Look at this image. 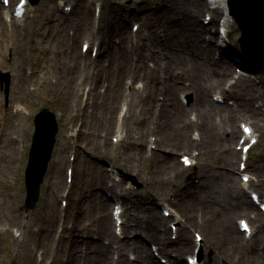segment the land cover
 <instances>
[{
  "label": "bare ground",
  "instance_id": "bare-ground-1",
  "mask_svg": "<svg viewBox=\"0 0 264 264\" xmlns=\"http://www.w3.org/2000/svg\"><path fill=\"white\" fill-rule=\"evenodd\" d=\"M150 1L143 0V3L146 4L144 6H147L149 10H153L154 6L161 4V7L168 9L178 17L180 16V19L175 28L170 26L173 22L171 21L172 19L166 21L167 24L165 23L166 25H164L168 31L164 35L156 27L159 26V22L161 21L153 15V12L149 11L143 14L142 19L152 17L157 20L145 26L143 37L138 43L133 45L126 41V37L128 36L126 32L122 31V28L115 29L112 20L105 17L104 2H102V5H99L101 7L102 27L105 30L103 36L102 34L99 36L98 40L100 43L108 38L106 44H110L111 48L113 38L117 35L120 36L119 40L115 43L117 46H113L115 74L111 85L109 82L105 84L106 80L101 75L102 65L99 67V64L95 63L97 71L90 72L87 71V68L91 65L88 58L80 64L77 52H72V49L68 46L70 37L69 31L66 28L61 29L60 26H57L55 31L49 35L50 38L55 39L54 49L57 56L54 61L52 59V66L45 71L42 84H49L50 89H53L57 93V96L63 100L62 114L67 116V120L70 121V125L66 128V131L73 130V127L78 123V134L75 136L76 140L74 142L86 141L91 147L100 146L102 138L108 139L111 132L112 134L117 133L115 128L124 97L123 83H125V79L128 77L132 80L143 79L146 82L144 87L146 93L140 97L142 111L138 115V118L133 117V121L143 123V126L137 133L138 136L127 133L129 140L132 138L133 142L143 144L145 141H150L152 135H155L152 141L155 147L153 149L154 152L158 150L167 151L169 150L168 146L171 145L174 148L171 151L184 150L188 153L190 152L191 157L198 164L201 163V160H206L208 155H218L221 156L224 166L227 164L226 167H232L234 170L240 171V167L236 166L242 151L239 152L235 148L227 147V144H232V140L244 137V131H241L239 127V123L242 120L246 122V126L254 130L252 137H257L256 133L258 132L264 134V89L260 91L256 90L255 94L251 93L252 91L238 92L236 85L242 83L235 81L227 85L228 77H226V74L223 71L220 74L218 73L219 60H217V56L212 49L216 45L211 44L216 41L218 36L212 35L211 27L201 24L200 18H204V15L208 13L211 15L212 24H215L217 21L219 22L221 19V27L228 28L232 26L233 20L226 7V0H210L209 2L207 0ZM210 4H214L216 8H212ZM25 8L26 11L23 17H25V14L29 10V3L25 5ZM142 8L143 5L140 4L139 7H135L133 14L128 13V15L139 17L140 15L137 11ZM214 10H219V12ZM13 13L14 9L10 13L6 12V19L7 16L14 17ZM15 18L19 20L17 22H21L19 17ZM127 18L125 14L121 13L122 21H125ZM51 21L52 18H48V22ZM11 26H13L12 22ZM17 27L19 28V25ZM43 27H47V22L43 24ZM176 27H179V29ZM74 28L77 29L78 33L82 32V27L76 25ZM86 31L94 36L100 32L93 29H86ZM14 33L15 31H8L6 25L0 21V47L2 51L0 53V67L9 69L12 74L9 108L4 109V102L0 97V158H7L9 165H14L18 161L19 147L17 145L23 146L24 137L28 132V128L24 124V116H27V107L23 104L33 95L31 85L34 80L32 71H28L30 63L29 57H26L28 41H21L18 35ZM105 34L107 36L104 37ZM104 48H106V45H103V49L100 51L101 55H105ZM6 49L11 50L13 54L14 62L9 65L5 63L7 54L5 55L4 51ZM167 50L171 54L167 58V65L163 66L164 54ZM17 59L20 60L18 64H16ZM149 61L153 62L155 67L149 66ZM222 61L225 60L221 59ZM176 63L184 65L186 72L172 66ZM185 77L187 79L182 89L186 91L192 90L196 93L195 101L189 108H186L182 104L181 99L177 98L175 94L177 89H181L180 83ZM79 79H81V83H78ZM188 82L189 85L187 84ZM84 85H89L86 100L80 108L73 109L71 101L73 98L79 96L80 91H82L81 95L84 93ZM102 85L106 86L107 90H110L108 95L102 94L99 90ZM211 92H214V94L220 93L225 100L237 97L239 94L248 100L244 99L241 103L237 104V107H232L226 102L224 104H217L210 99L209 94ZM160 96H163L162 103L163 108H165L162 113H167L166 108H169V112L173 114V118L162 119V114H160L161 118H159L156 107L157 99ZM254 102V106H251L250 104ZM189 112H194L197 120H202V123L195 122L193 125L195 120L192 122V120L188 121V119H185L184 122L192 125V127L196 128L195 130H202V135L199 138H195L191 134L188 137V134L185 133L175 139L170 138L168 133L172 130L176 120L184 118ZM216 112L220 116H224L225 120L218 123L216 119H212V114ZM132 113L133 110L129 112L128 119H130L129 117L132 116ZM156 128H159V132L155 131ZM150 131L153 134L149 133ZM101 132L105 133L104 137L101 136ZM105 144L109 146L108 141ZM194 150L197 151L195 158L192 155ZM137 154L141 156V150H138ZM78 160H80V157ZM71 165L76 169L75 162ZM247 166H250L253 169L254 175L258 177L257 181H250V187H254L255 190L262 192L264 189V171L260 163H248ZM200 167L203 168V165H200ZM156 169L157 166L154 170L144 169V174L148 175L149 182L154 179L153 172H156ZM201 170L203 172V169ZM3 173L8 172L4 171ZM17 173H20V168L17 169ZM85 174L84 181L86 186L104 184V178L98 169L96 176L90 170L89 172H85ZM228 174L227 184L231 187V189L229 187L226 188L229 193L228 202L226 199H220L216 193L217 185L210 182L207 184L203 182L206 189L200 190L193 199L184 198V204L182 205L184 210L178 212L185 221L178 220L175 238L171 237L169 223L165 219H156L155 214L150 212H147L146 218L137 215L133 218L125 219L121 226L123 232L129 233L131 232L130 230H133L136 234H125V237L119 238L115 235L112 228L113 218L107 214V200L101 194H96L97 196H94L96 200L95 209L89 207L95 213H91L82 203L83 197L86 195L82 193L78 203L74 206L73 210L75 213H71L63 220L65 224L63 229H69L71 232L67 239L75 244V242H80V239L84 238V234L94 231L97 236L103 239L100 242L104 244L98 243L95 255L91 254L87 258L81 256L77 264H112V261L108 257L110 253H113V255L119 254L114 264H159L154 254L147 248V244L142 242V239L153 240L158 246L159 254L169 262L181 263L185 261L184 255L193 253L195 247L198 246L191 233L193 230L203 232L207 238V248L216 250V254L213 256V263L229 264L225 260H230L229 255L231 252L246 248L244 245L246 239L241 237V229L231 226V222L229 221L230 210L237 209L239 212L246 213L250 209L257 210V207L253 204L254 201L252 199H246L243 195L246 191L245 184L247 182H244L245 184L242 182L238 183L236 174ZM0 184L4 185L2 176H0ZM178 189H175V194H178ZM149 190L162 196H167L172 192L169 188H164L163 192L152 188ZM182 193L185 196V192ZM11 198L13 200L12 204L0 203V234L8 232V230L12 231L14 226H17V232L21 230V233L16 234L14 254L19 256V247H22V253L26 255L31 253L36 254L37 251H40L38 249L41 248V258L38 260V264L46 263L47 259L58 260L57 252L60 249V243H56V246H54L50 239H40L34 244L32 238L36 239L39 237V234L45 227L51 230L56 228L59 219L41 216L26 222L24 214L18 211L21 195L19 192L13 193ZM166 201L172 204L171 199L168 198ZM223 204L226 207L223 211H225L227 221L225 225L227 230V245L220 248L215 236L216 226L210 225L209 219L204 216L201 218L195 217L194 213H197L198 210L203 211L204 214L216 212L219 209L217 206ZM176 218H179L178 215H176ZM119 219L120 217L117 218V220ZM252 222L256 228L261 230V235H264V221L252 219ZM24 225H26L25 232L21 229ZM254 231L251 229L252 233ZM62 236L63 234L61 233L60 238ZM137 236H139V239L132 238ZM204 243H201V245L203 246ZM130 250H134L138 254L134 260L126 256V253ZM76 254L77 250L74 255ZM206 264L210 263L207 262Z\"/></svg>",
  "mask_w": 264,
  "mask_h": 264
},
{
  "label": "rangeland",
  "instance_id": "rangeland-1",
  "mask_svg": "<svg viewBox=\"0 0 264 264\" xmlns=\"http://www.w3.org/2000/svg\"><path fill=\"white\" fill-rule=\"evenodd\" d=\"M152 1L156 2L158 0H151L150 2ZM60 2H62L64 6L70 7L68 12H65L64 6H61ZM102 2H104V9L106 10L105 17L112 20L113 24L115 25V29L118 30L122 28V31L126 32V35H128L126 37V41L131 45L137 43L139 39L141 40L145 31V26L149 25L152 21L153 23L157 19L161 21L159 22V26L156 27L159 28L160 32L164 34L165 31H168L167 27L165 26L167 24L166 21L172 19L171 21L173 22L170 24V26L175 28L180 19V16L178 17L168 9H164V7H161V4L154 6L153 10H149L147 6H144L146 4L143 3V0H41L40 3L35 6L30 5V9L26 17L27 21L25 23L24 20L20 22L19 28L17 26L15 27L14 34L18 35L21 41H28V51L26 52V57H29L30 67L31 69H34L36 73L35 76H33L34 80L32 82V87L35 88V91H33V95L29 97L24 103L30 113H28L27 116H24V124L28 128V132L24 137L25 140L23 146L17 145L19 147L18 161L14 165H9L7 158H0V176L3 177L4 182V185L0 184V203H5L8 205L12 204V194L19 192L21 195V200L18 205V211L24 214L26 222L33 218L37 219L41 216L59 219L56 228L51 230L45 227L44 230L39 234V237L36 239L32 238V241L34 240V244H36L40 239H50L54 246H56V243L61 244L60 249L57 252L58 260L54 261L53 259H47L46 263L44 262V264H77L78 259L81 258V256L83 258H87L91 254L95 255L94 253L98 249V243H101L100 241L102 239L99 238L94 233V231H91L89 234H84V238H81L80 242H75L74 244L71 240L67 239L69 233H71L70 230L63 229L65 226L63 220L66 214L68 216L71 213H75L73 210L74 206L78 203L82 193L86 194L83 197L82 203L84 204V207L87 208L91 213H95L91 211L89 207L95 209L96 200L94 196L96 194H101V196L107 200V214L110 217H112V211L116 205V201H119L121 204L120 206L122 208L123 220L133 218L137 215L142 218H146L147 212L154 213L156 219H165L169 223V226L172 227L170 231L172 238L176 236L175 230L177 226L175 225V222H173L175 221L173 215H177L178 211L184 210L182 205L184 204V200L186 198L193 199L200 190L203 191L206 189L203 182L206 184L210 182L214 185H217V195L220 197V199H226L228 202L229 193L226 188L229 187L231 189V187L227 184V175H229L228 173L236 174L238 183L248 182L242 180V175L245 173L248 175L249 182L246 184V191L243 193L244 197L251 200L252 193H258L261 197L264 195V189L262 192H259V190H255L254 187L248 188L251 180H258V177L254 175L253 169H251L250 166L243 171H239L237 169L234 170L232 167H226L227 164L224 166L221 156L218 155H208L207 159L204 161L201 160L200 164L186 166L182 158L185 156H191V153H188L184 150L171 151L174 149L171 145H169L170 147L168 146L169 150L167 151L158 150L154 152L153 149L155 147L152 141L155 135H152V139L150 141H145L143 144L133 142L132 138L129 140V135L127 133H131L133 136H138L137 133L143 126V123L133 121V117L138 118V115L142 111L140 97L146 93L143 88L145 84V80L143 79H134L135 81H133L130 79V77H128L125 81V84L123 83V108L120 110L118 116L119 118L115 128L117 133L112 134L111 132L108 139L102 138L101 145L98 147H91L86 141L78 143L74 142V140H76L75 136L78 134V123H76V125L73 127V130L66 131V128L70 125V121L67 120V116L62 114L64 106L63 100L57 96V93L53 89H50L49 84H42L45 71L52 66L53 61L57 56V53L54 49L55 39L50 38L49 35L55 31L57 26H60L61 29L66 28L71 35H74L75 33L74 38L69 35L70 41L68 46L72 49V52H77L78 61L80 64H82L83 61L88 58V61L91 65L87 68V71L90 72L97 71L95 69V63H98L99 67L102 65L103 68L101 70V75L104 80L108 81L111 85L115 74V56L113 46H117L115 43L119 40L120 36L117 35L115 38H113V45L111 48L110 44H106L108 42V38L104 39L102 43H100L98 40L100 34L103 36V33H105V30L102 27V19H98L95 14V10L97 7H99V3L102 5ZM140 4L143 5V8L137 11L140 15L139 17L128 15V13L133 14L134 8L137 6L139 7ZM0 7H2L1 0ZM155 7H157V9H155ZM149 11H152L153 15L157 19H153L152 17H148L146 19L141 18L143 14ZM214 11L219 12V10ZM121 13L128 17L125 21L121 20ZM50 17L52 18V21L48 22V18ZM210 19V15L206 13L204 18H200V23L211 27L210 30H212L213 35L218 36L216 43L220 45L221 42L219 37V27L221 23L217 21L215 24H212ZM0 21L6 24L7 30H11V22L8 23L5 20L1 9ZM46 22L47 27L45 28L43 27V24ZM76 25L82 27V32L78 33L77 29L74 28ZM139 25L140 28L137 29V26L139 27ZM176 28L179 29V27ZM86 29H93L100 32L94 36L90 32L86 31ZM227 31H229L227 42H225L223 46L221 43L220 46L217 44L215 49L212 48L217 56V60H219L218 73L220 74V71H223V73L226 74L228 77L227 85L234 83V81L237 83H242L236 85L238 92L252 91L251 93L255 94L256 90L260 91L264 89V53L256 52L248 56L244 54L243 58L247 64H245V62L238 63L234 61L232 56L236 50L237 52H242V47L239 43L241 31L235 19H233V24L232 26L228 27ZM105 36H107V34H105L104 37ZM86 42L88 43L89 47L84 51L83 44ZM213 43L215 42H212L211 44ZM103 45H106V48H104L105 55L100 54V51L103 49ZM93 47H96V50L92 51ZM1 52L2 51L0 47V53ZM4 54H7L5 63L7 65L12 64L14 60L11 50L6 49ZM170 54L171 53L169 50H167L164 55L165 57L169 58ZM164 59L166 62L168 61L166 58ZM221 59L225 61L221 62ZM19 62L20 60L17 59L16 64ZM149 64L151 66L153 65L152 62H149ZM172 66L186 72V67L184 65L176 63ZM238 68L241 69V71H238ZM0 73H10V75H12L10 70L4 67H0ZM235 75L240 76L235 78ZM186 79L187 77L182 79V82L180 83L181 89H177L175 94L177 98L181 99L182 104L186 108H189L195 101L196 93L192 90L186 91L182 89ZM78 83H81V79H79ZM187 84L189 85V82ZM88 89L89 86L84 85L83 91L87 92ZM99 90L105 95H108L110 92V90H106V87L103 85L99 88ZM132 91H134L133 94H131ZM81 92L82 91H80L77 98H73L71 101L73 109L77 107L80 108V106L85 102L86 94L83 93L81 95ZM220 96V93L214 94V92H211V94H209V97L213 102L217 104H224L226 102L232 107H237V104L241 103L244 99L248 100L247 98H243L241 94H239L237 97H232L226 100L224 97L221 96V98ZM0 97L4 102V109H7V107L9 108L10 103L7 102L6 98L5 77L3 74L0 75ZM162 98L163 96H160V98L157 100L162 102ZM254 104L255 102L250 105L254 106ZM43 106L49 107L57 114L60 128L57 135V142L54 149L53 158L49 164V170L41 187L39 202L36 209L27 211L25 209L26 187L24 175L29 160L32 136L35 129L34 118ZM164 109L163 103H158L156 111L159 114V118H161L160 114H162V119H167L170 117L173 118V114L169 112V108H166L167 113H162ZM127 110L129 112L133 110L132 116L129 117L130 119L127 118L129 115V112L126 114ZM126 119L128 120L125 122ZM178 119L176 120L170 133H168L170 138L175 139L185 133L188 134V137L190 134L193 137H200L202 135V130H195L196 128L192 127V125L184 122L185 119H188V121L192 120V122L195 120L193 125L195 122L202 123V120H197L194 113L192 114L189 112V114L184 118ZM212 119H216L217 122L220 123L222 120H225V117L220 116L216 112L212 114ZM240 123L242 127L243 125H246L245 121L243 120ZM155 131L159 132V128H156ZM149 133H152V131ZM116 134H120L119 141L118 138L115 137ZM259 134V142L249 151L248 162H259L264 171V134L261 132ZM104 135L105 133L101 132V136L104 137ZM241 140L242 138L240 137L232 140V144H227V147H232L240 151L239 146L241 145ZM106 141H108L109 146H106ZM138 150H141V156L137 154ZM196 154L197 151L194 150L192 152L194 158ZM79 157L80 160H78ZM73 162H75L76 165V169L74 170L71 167ZM200 165H203V168L200 167ZM239 165L240 157L237 161L236 167H239ZM156 166V172H153L154 179L149 182V177L147 174H144V169L148 168L154 170ZM18 168H20V173H17ZM116 168H121L124 170V173L136 177V182L127 181V178L121 177ZM69 169L70 171L72 170V175L68 173ZM97 169L104 178V184L86 186L84 181L86 177L85 172H89L90 170L92 174L96 176ZM201 169H203V172ZM4 171H7L8 173H3ZM150 188L156 189L159 192H163L164 188H169L172 190V192H170L167 196H162L153 192L152 190H149ZM175 189H178V194H175ZM182 192H185V196H183L184 194ZM168 198L172 200V204H169L166 201ZM255 206L258 208V211L250 209L244 213L239 212L237 209H231L229 220L231 222V226L240 228V220L246 219L255 229L256 227L254 226L251 219H259L260 221H264V214L262 212L261 213L263 215L260 213L258 204L255 203ZM163 207L170 210L171 212L173 211V215H166ZM217 208L219 209L216 212L204 214L203 211L198 210L197 213L194 214L195 217L198 216L201 218L204 216L205 218H208L210 225L216 226L215 236L218 240L219 247L223 248L227 245V230L225 228L227 221L225 218V211H223L226 209V207L225 204H223L217 206ZM183 219L184 218H182V220ZM112 228L113 231L115 230L114 233L117 232L116 235L118 237H121L123 234H125H122L121 229L117 230L116 225L114 228V223L112 224ZM21 229L25 232L26 225H24ZM130 231L131 232H129L127 235L136 234L133 232V230ZM194 231L195 230H193L191 233L193 234V239L195 240V232H199L200 230ZM19 233H21V230L17 232V226H14L12 231L8 230V232L0 234V264H7L10 262H14L15 264H38V260L41 258V248L38 249L40 251H37L36 254L31 253L26 255L22 253V247H19V256L14 254L17 238L16 234ZM61 233L63 234L62 238H60ZM201 237L202 239L198 241H202L204 243L205 239L203 236ZM241 237L246 239L244 242L246 248H241L231 252L229 255L230 262L225 259L224 260L229 264H264V235H261V230L256 228L255 231L250 235H246L245 232L241 230ZM132 238L139 239V236ZM142 242L147 244V248L154 254L155 259L160 264H163L160 260L162 255L157 252V245L154 243V241L150 239H142ZM83 243H88L89 245L90 249L87 253V248L85 245H83ZM76 250L77 254L74 255ZM188 254H192V252ZM188 254L184 255L185 264H187V258L190 257L187 256ZM200 254L202 255V264H206L207 262L210 264H218L213 263V256H215L216 250L209 247L207 248L206 245V248L205 246H202V251H199L198 248L195 250L194 255L200 256ZM118 256L119 254H108L112 264H114V261ZM126 256H131L132 259L135 258V254L132 253L131 250L126 253ZM165 259L166 258H164V260Z\"/></svg>",
  "mask_w": 264,
  "mask_h": 264
},
{
  "label": "water",
  "instance_id": "water-1",
  "mask_svg": "<svg viewBox=\"0 0 264 264\" xmlns=\"http://www.w3.org/2000/svg\"><path fill=\"white\" fill-rule=\"evenodd\" d=\"M232 13L241 23L244 33L242 42L245 41L248 49L256 51L264 49V0H234ZM57 132L58 124L55 114L43 108L36 118V131L26 176L27 208L36 206L40 185L47 171Z\"/></svg>",
  "mask_w": 264,
  "mask_h": 264
}]
</instances>
